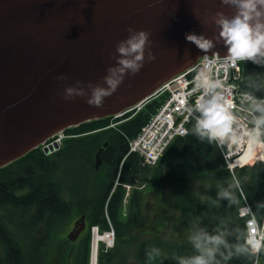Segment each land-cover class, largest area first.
<instances>
[{"label":"trees","instance_id":"obj_1","mask_svg":"<svg viewBox=\"0 0 264 264\" xmlns=\"http://www.w3.org/2000/svg\"><path fill=\"white\" fill-rule=\"evenodd\" d=\"M240 90L264 97V65L242 63ZM162 100L150 102L117 129L68 140L50 156L35 148L0 169V264H88L91 226L107 227L104 205L129 151L128 141L148 123ZM109 121L110 117L92 120L72 131H94ZM195 126L192 121L188 135L170 144L156 168L143 165L137 153L126 158L121 180L153 178L151 190L132 196L127 218L120 216L121 189L109 201L116 245L108 254L99 252V264H178L179 258L189 256V249L194 251L188 243L191 229L216 234L215 226L223 222L232 230L233 245L244 244L245 224L237 216L241 204L238 185L261 218L264 208H258L257 202L264 201V162L237 169V185L216 142L200 138ZM105 141L109 144L102 169L96 171L95 152ZM106 167L113 170L112 177ZM222 192H229L233 199L221 197ZM84 214L86 234L76 245L68 241L66 232L72 220ZM234 218L239 220L232 224ZM171 226L174 235L166 230ZM166 235L174 236V243ZM154 248L160 254L150 259ZM236 263L255 264V258L246 260L239 255ZM259 264H264V258Z\"/></svg>","mask_w":264,"mask_h":264},{"label":"water","instance_id":"obj_2","mask_svg":"<svg viewBox=\"0 0 264 264\" xmlns=\"http://www.w3.org/2000/svg\"><path fill=\"white\" fill-rule=\"evenodd\" d=\"M235 11L221 0H0V169L61 129L124 111L204 54L228 56L213 21ZM129 25L149 32L155 59L126 75L100 107L80 96L65 99L64 86L76 80L103 84ZM187 33L213 39L214 47L202 51ZM108 144L95 152L97 171ZM85 229L84 214L67 238L74 242Z\"/></svg>","mask_w":264,"mask_h":264},{"label":"clouds","instance_id":"obj_3","mask_svg":"<svg viewBox=\"0 0 264 264\" xmlns=\"http://www.w3.org/2000/svg\"><path fill=\"white\" fill-rule=\"evenodd\" d=\"M221 3L236 10L231 17L218 12L213 21L220 28L219 35L228 46L229 64L251 61L264 65V0H221ZM127 32L128 35L116 43L113 57L115 63L108 66L103 84L89 82L85 86L80 80H76L73 84L64 86L65 99L80 96L84 97L89 105L100 107L105 97L117 90L126 75H135L146 61L155 59L150 51L148 31L129 25ZM186 40L194 42L204 52L214 47L213 39L202 34L187 33ZM207 64L210 69L212 60L209 59ZM56 79L64 81L67 76L58 74ZM196 87L205 90V95L200 97L195 106L200 113L195 126L199 137L221 145L232 140L239 142L234 129L236 121L231 112V105L225 96L217 91L222 87L221 82L208 79L201 72L196 78ZM249 111L252 115L251 128L244 135L251 148H255L264 140V98H252ZM261 162H264V158ZM219 195L233 199L229 192ZM257 207L264 208V201L257 202ZM255 226L253 224L251 227ZM227 235L229 233L223 231L217 234H209L203 229L194 231L189 236V241L195 254L179 258L178 264H228L233 256L258 257L264 253V236L249 233L243 245H232L226 239ZM159 254V249L154 248L150 251L149 258Z\"/></svg>","mask_w":264,"mask_h":264},{"label":"built area","instance_id":"obj_4","mask_svg":"<svg viewBox=\"0 0 264 264\" xmlns=\"http://www.w3.org/2000/svg\"><path fill=\"white\" fill-rule=\"evenodd\" d=\"M209 59L212 60L210 69L207 64ZM240 62H237L235 65H230L228 56H219L218 54L204 55L194 66L165 82L153 95L116 115L115 118L125 115L131 118L152 100L160 96H167V100L163 102L158 112L142 127L139 134L129 141V153H139L146 164L155 166L175 137H183L188 134V124L192 121L196 122L200 116L195 106L200 97L205 95V90L196 87V78L203 72L204 76L208 79L219 80L221 82L222 87L217 89V91L225 96L231 105V112L235 117L234 129L236 135L239 137V142L232 140L223 145L217 143L220 152L227 162V167L233 173L236 166L242 167L250 163L253 164L256 161H261L264 158V140L250 150L249 148L251 146L248 144L244 135L251 128L252 115L249 111L251 108V99L260 97H256L247 92H239L238 83L242 77ZM115 125L116 123L114 122L110 126L114 127ZM75 136L64 130L59 131L50 139L43 142L41 145L42 150L48 153L55 152L61 148L66 139ZM120 186L126 191L121 210L122 216L125 217L128 215L127 203L130 192L133 190H142L146 184L138 181L136 183H123L120 180L119 172L109 199L116 188ZM242 198L243 204L239 208V215L246 219V237L249 233L264 236V217L259 220L244 194H242ZM109 199L105 206V214L109 218L111 226L109 231L112 233L113 244L112 246L105 247L112 249L115 246L116 237L115 229L109 216ZM253 224L256 226L251 227ZM94 228L99 230L98 226H93L92 231ZM102 251L107 253L109 250L105 251L102 249Z\"/></svg>","mask_w":264,"mask_h":264},{"label":"rangeland","instance_id":"obj_5","mask_svg":"<svg viewBox=\"0 0 264 264\" xmlns=\"http://www.w3.org/2000/svg\"><path fill=\"white\" fill-rule=\"evenodd\" d=\"M254 164V163H253ZM252 164L250 163V164H248L247 166H251ZM151 189H148V191H150ZM132 191L130 192V195L129 196H131L132 195ZM125 194H126V191H125ZM124 197H125V195H124ZM123 201H124V199H123ZM123 203V202H122ZM104 214H105V211H104ZM86 215V214H85ZM109 215H110V212H109ZM81 216V215H80ZM238 216V215H237ZM105 217H106V221H107V227L105 228V230H100V228H99V226H98V228H99V230L100 231H108L109 230V228L111 227L110 226V222H109V218H107V216H106V214H105ZM79 218V217H78ZM238 218V217H237ZM237 218H234V220H233V222H232V224H234L235 223V221H237V220H239V219H237ZM76 220V218H74L73 220H72V222H71V224H70V227L68 228V230H67V232L72 228L71 226L73 225V223H74V221ZM203 226V225H202ZM201 226V227H202ZM216 227V234L218 233V232H221V231H223V232H227V233H229V235H227L226 236V239L229 241V243L230 244H232L233 245V240H232V230L231 229H229V224L227 223V222H223V223H221L219 226H215ZM174 226H171L170 228H167L166 230L168 231V232H171L170 234H173L174 235V233H175V231H174ZM209 229V228H208ZM100 233V232H99ZM190 233L192 234L193 233V230L191 229L190 230ZM190 234V235H191ZM84 237H85V235H84ZM166 239H169L171 242H173L174 243V241H175V239H174V236L173 237H170V238H168L167 237V235H166ZM90 240H91V238H90ZM188 243H190V241L188 240ZM176 244V243H175ZM89 248H90V246H89ZM101 249V251H102V249L103 250H109L106 254H108L110 251H112L113 250V248L111 249V248H106L104 245H103V247H101L100 248ZM111 249V250H110ZM100 252V251H99ZM191 250H189V256L190 255H193V254H195L194 253V251H192L191 253ZM88 253H89V250H88ZM103 253H105V252H103ZM175 253H176V248H175V250H174V257H175ZM141 254L144 256L145 254H146V249L145 248H143L142 249V251H141ZM98 256H99V253H98ZM263 258H264V255L263 254H261V256H260V258L257 260V262H255V264H259V262H261L262 260H263ZM88 264H90V260H89V255H88ZM139 264H141V263H139ZM228 264H236V256H233V258L228 262Z\"/></svg>","mask_w":264,"mask_h":264},{"label":"bare ground","instance_id":"obj_6","mask_svg":"<svg viewBox=\"0 0 264 264\" xmlns=\"http://www.w3.org/2000/svg\"><path fill=\"white\" fill-rule=\"evenodd\" d=\"M251 150V147L249 148ZM66 232V238L67 234L70 232ZM100 232V233H99ZM247 235V230L245 229V236ZM68 239V238H67ZM68 241H70L68 239ZM90 248H89V260L90 264H99L98 261V253L101 251V247L104 246H112V233L111 231H100L97 229H93L91 233V240L89 242Z\"/></svg>","mask_w":264,"mask_h":264},{"label":"flooded vegetation","instance_id":"obj_7","mask_svg":"<svg viewBox=\"0 0 264 264\" xmlns=\"http://www.w3.org/2000/svg\"><path fill=\"white\" fill-rule=\"evenodd\" d=\"M101 169H102V166H101ZM100 169V170H101ZM105 171H106V173L108 174V175H110V177H112L113 176V170H111V171H109L108 170V168L106 167L105 168ZM73 226V225H72ZM71 226V227H72ZM72 229V228H71ZM70 229V230H71ZM86 229H87V227H86ZM86 229L80 234V236L78 237V239L75 241V242H73L74 244H76V245H78L83 239H84V235L86 234ZM193 250L191 249V252H192ZM190 252V253H191ZM244 258H246V260H249L250 259V257L249 256H245V255H242ZM237 264V263H236Z\"/></svg>","mask_w":264,"mask_h":264},{"label":"crops","instance_id":"obj_8","mask_svg":"<svg viewBox=\"0 0 264 264\" xmlns=\"http://www.w3.org/2000/svg\"><path fill=\"white\" fill-rule=\"evenodd\" d=\"M175 140H176V139H175ZM175 140L172 142V144L175 142ZM172 144H171V145H172ZM169 147H170V146H169ZM150 179H151L150 182H152V179H153V178H150Z\"/></svg>","mask_w":264,"mask_h":264}]
</instances>
